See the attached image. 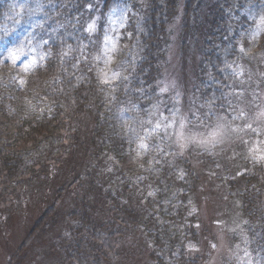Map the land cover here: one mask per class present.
Listing matches in <instances>:
<instances>
[{
    "label": "trees",
    "instance_id": "obj_1",
    "mask_svg": "<svg viewBox=\"0 0 264 264\" xmlns=\"http://www.w3.org/2000/svg\"><path fill=\"white\" fill-rule=\"evenodd\" d=\"M221 3L230 6L228 0H0V33L16 44L21 35L29 37L25 45L34 50L28 73L0 64V188L13 191L35 179L38 187L59 185L30 233L59 232L51 240L59 264H120L132 253L131 244L144 264H202L195 249L207 233L199 228L197 206L207 177L221 190L216 197L222 210L238 221L252 261L264 264L263 163L176 153L169 140L156 135L145 141L144 151L136 139L147 125L139 122L151 119L159 98L173 25L181 20L184 34L195 27L204 62L215 57L216 44L227 52L222 38L233 39L232 19L219 9ZM117 4L129 5L135 15L129 14L121 32L115 66L120 76L104 84L97 57L106 17ZM203 4L207 15L197 23ZM258 44L264 59V34ZM235 53L234 48L227 54ZM4 57L0 52V63ZM23 249L13 264H22Z\"/></svg>",
    "mask_w": 264,
    "mask_h": 264
},
{
    "label": "rangeland",
    "instance_id": "obj_2",
    "mask_svg": "<svg viewBox=\"0 0 264 264\" xmlns=\"http://www.w3.org/2000/svg\"><path fill=\"white\" fill-rule=\"evenodd\" d=\"M228 2L230 6L227 9L224 8L225 5L222 3L219 9H223L225 13L231 15V33L229 35H233V39H228L227 35L222 38V41L228 43L225 54H223L225 50L224 45H215L217 47L216 54L220 56L219 61L215 54V57L212 56L209 62H204L206 56L203 55L202 49L201 53L198 50V47L201 45L199 43L198 45L195 44V40L198 39L195 27L191 28L192 32L184 34V27L180 20L178 24L173 25L169 29L167 34V53L161 64V75L158 81L157 94L159 98L157 101L162 102L160 104V112H162L163 116L170 117L169 109L178 107L180 113L192 121L191 126H193L194 131H206V128L195 126L200 125L201 121L211 126L215 123L217 116H227L231 120V115L226 110V107H220L221 104L225 103L221 97V93L229 91L227 86L238 87L237 81L231 75L228 65H233V67L237 63L244 65L247 70L244 79H247L248 74L251 73V88L256 89L258 93L264 95V59L261 55V50L258 48L261 36L258 42L255 43L250 39V33L255 28V22L251 19V14L263 10L262 3L264 0H228ZM127 6L129 7V5ZM205 9L207 7L203 4V7L196 11L194 20L197 23H201L203 17L207 15ZM109 14L106 17L104 26V37L108 34L113 40H116L117 48L114 53H111L114 57L113 60L106 65L104 62L106 57L103 55V39L99 55L102 75L104 72H108L109 76H111L113 72H116L115 66L119 61L117 52L123 28H119L118 24H112L109 20ZM192 22L193 20L190 21L191 24ZM21 23L19 22V25ZM127 23L128 20L126 25ZM161 24H163V20L157 22L158 28ZM13 38L12 36L11 40H8L9 37L7 35L0 33V47L2 46L1 48H3V51L1 50L0 52L5 56L3 58L5 62L0 64H13L20 71L18 74L23 75L22 73H28L33 64L34 50L25 45L29 42V37L23 38L21 35V39L17 44ZM241 46L248 52V55L240 52ZM234 48L236 53L228 56V51ZM9 52L15 53V62L9 58ZM217 62L219 66H216ZM201 64L202 68L200 67ZM200 72H205L203 80H201L202 77L199 78L202 76V74L199 75ZM172 83H175V89L170 88L166 93L159 92L160 87H163L165 84L171 85ZM200 89L210 91L207 92L208 94L203 92L206 94L205 96L201 93ZM176 92L180 94L178 101L176 99ZM214 98L211 110L215 112V115L205 119L210 111L208 101ZM261 107H264V104H261ZM256 110L249 111V115H253ZM150 118L155 123L158 115H152ZM244 123V121H235L233 126L239 125L243 127ZM150 127V125H146L145 128ZM253 128H256L257 131L253 132L251 129H245L242 132L230 133L225 137L223 143L217 144L214 148L205 149L198 145H190L183 150V153L213 157L217 155L224 157L225 155L232 158L239 165V160L246 162L257 161V163L264 164V161L254 159L255 156L264 153V121L254 122ZM169 142L171 148L176 153L177 151L180 152V149L172 141L169 140ZM254 148L258 151L252 152L251 149ZM228 164L233 165L231 161ZM197 165L199 170L202 169V166H206L201 159H198ZM242 168L243 166L240 169ZM58 174L59 172L56 175L53 174V179L57 180ZM40 178L46 179L47 174L42 173ZM208 178H204L205 194L199 195L197 206L200 218L199 228L201 231H206L207 233V237L203 239H208L207 243L206 240L204 242L202 239L201 246L195 249L196 251H200L203 258L202 264H222L224 261H231L232 264H247L249 259L252 264H255L251 257H245L244 255L245 240L237 224L238 221L230 216V214H226L221 208L222 204L219 203L220 200L216 197L220 193L219 191H221L218 184H215L216 182L212 177L209 178L211 182ZM38 183L39 181L35 179L31 184H27L26 182L21 187L14 188L13 191L0 188V264H13V259L17 256L22 246H24L21 254L22 264H59V261H61V256L52 247L51 241L59 232L54 233L52 231L47 235L39 232L30 237L34 222L48 208V203L53 196L52 194H55L57 186L59 187L58 184L53 185L52 183L42 184L41 187H38ZM2 192L3 194H1ZM129 245L128 243V247L131 246L133 248V251L130 249L132 253L127 254L124 257L125 260L117 262L120 264H144L145 258H143L140 249L134 248L132 244Z\"/></svg>",
    "mask_w": 264,
    "mask_h": 264
},
{
    "label": "snow or ice",
    "instance_id": "obj_3",
    "mask_svg": "<svg viewBox=\"0 0 264 264\" xmlns=\"http://www.w3.org/2000/svg\"><path fill=\"white\" fill-rule=\"evenodd\" d=\"M90 7L91 5H89V8ZM130 13V7L117 4V6L111 9L109 20L112 24H118L119 28H124ZM131 14L135 15V13ZM251 19L255 22V28L254 31L250 33V39L255 43L258 42L259 37L264 34V10L251 14ZM95 27V21H93L88 25L87 31L91 33L95 31ZM128 35L130 36L131 33ZM44 43H47V41H44ZM116 48V40H113L111 36L106 34L104 37L103 52L104 57H106L104 61L106 65L113 60L114 57L111 53H114ZM240 52L248 55V52H246L243 46H241ZM9 58L15 62V53L9 52ZM97 59H100V57H97ZM228 67L231 70V75L236 79L238 87H233L232 85L227 86L229 91L221 93V97L225 103L221 104L220 107H226V110L231 115V120H229L227 116H217L215 123L211 126L205 124L204 121H201L200 125L195 126L206 128V131H194L193 126H191L192 121L188 117L182 115L178 107L169 109L170 117L163 116L162 112H160V104L162 102L157 101L156 104L152 105L154 111L149 113L150 115H158L155 123H153L152 119L139 122L140 127L142 128H144L145 124L151 126L150 128H144L145 134L143 136H140L139 134L136 135V139L140 141L138 145L139 149L147 151L149 145L145 141L151 139L153 135H156L158 139L172 141L177 148L180 149V154H183V150L190 145H198L205 149H210L214 148L217 144L223 143L225 137L230 133L242 132L245 129H251L253 132H256L257 129L253 128V123L256 121H264V107H261V104H264V95L258 93L256 89L251 88V73L248 74L247 79H244L247 71L244 65L237 63L235 67H233V65H228ZM119 76L120 74L116 72H113L111 76H109L108 72H104L102 75V83L109 84L112 80L118 79ZM124 79H127V77H124ZM21 83H23V81H21ZM257 87H259V85H257ZM170 88L175 89V83H172L171 85L165 84L163 87L159 88V92L166 93ZM179 95V92H176L177 101L179 100ZM214 100L215 98L208 101L210 111L205 119L215 115V112L211 110V105L214 103ZM136 108H138V106L133 105V109ZM254 109L257 110L250 116L249 111ZM235 121H244V126H233ZM131 131L135 133L136 129L133 128ZM160 133H163L162 137L160 136ZM155 147L158 151H163V148L160 145H156ZM251 151L256 152L258 150L254 148L251 149ZM254 159L264 161V153L255 156ZM153 194L154 193L152 192L148 193L149 196H152ZM245 243H247V241H245ZM213 247H215V245H213ZM244 255L245 257H250L251 255L247 251V248L244 250ZM247 264H252L250 259L247 261Z\"/></svg>",
    "mask_w": 264,
    "mask_h": 264
}]
</instances>
